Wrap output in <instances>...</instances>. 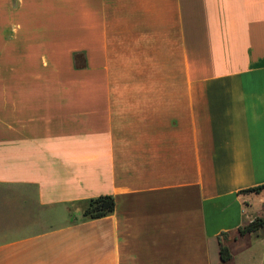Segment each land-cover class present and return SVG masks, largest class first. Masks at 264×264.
<instances>
[{
	"label": "crops",
	"instance_id": "obj_1",
	"mask_svg": "<svg viewBox=\"0 0 264 264\" xmlns=\"http://www.w3.org/2000/svg\"><path fill=\"white\" fill-rule=\"evenodd\" d=\"M263 183L264 0H0V264H264Z\"/></svg>",
	"mask_w": 264,
	"mask_h": 264
},
{
	"label": "trees",
	"instance_id": "obj_2",
	"mask_svg": "<svg viewBox=\"0 0 264 264\" xmlns=\"http://www.w3.org/2000/svg\"><path fill=\"white\" fill-rule=\"evenodd\" d=\"M262 190H264V183L255 187H250L248 189H245L244 191L260 192ZM114 208V197L110 194H103L92 197L88 200L87 205L84 208L83 215L89 218H99L109 214L114 210ZM263 227L264 216L259 214L243 225L239 226L238 232L240 235H244L246 233L255 232ZM219 253L222 261H228L232 256L229 247L226 244L222 243L221 240Z\"/></svg>",
	"mask_w": 264,
	"mask_h": 264
},
{
	"label": "built area",
	"instance_id": "obj_3",
	"mask_svg": "<svg viewBox=\"0 0 264 264\" xmlns=\"http://www.w3.org/2000/svg\"><path fill=\"white\" fill-rule=\"evenodd\" d=\"M260 214L262 215V216H264V199L261 201V205H260Z\"/></svg>",
	"mask_w": 264,
	"mask_h": 264
},
{
	"label": "rangeland",
	"instance_id": "obj_4",
	"mask_svg": "<svg viewBox=\"0 0 264 264\" xmlns=\"http://www.w3.org/2000/svg\"><path fill=\"white\" fill-rule=\"evenodd\" d=\"M251 263H252V264H258L257 262H253V261H252Z\"/></svg>",
	"mask_w": 264,
	"mask_h": 264
}]
</instances>
